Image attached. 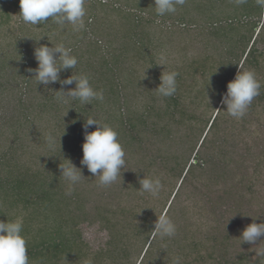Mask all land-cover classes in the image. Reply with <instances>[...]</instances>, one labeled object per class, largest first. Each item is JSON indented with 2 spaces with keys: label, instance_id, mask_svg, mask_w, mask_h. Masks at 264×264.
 I'll use <instances>...</instances> for the list:
<instances>
[{
  "label": "trees",
  "instance_id": "16d2710c",
  "mask_svg": "<svg viewBox=\"0 0 264 264\" xmlns=\"http://www.w3.org/2000/svg\"><path fill=\"white\" fill-rule=\"evenodd\" d=\"M190 1L191 8L186 4L178 7L177 16L158 17L152 7L154 0H125L122 4L119 0H87L86 19L97 18L96 2L108 10L100 19L114 11L125 21L114 31L123 38L117 56L102 48L99 55L91 50L84 61L85 67L96 69L97 76L90 77V83L103 92V101L59 103L53 98L56 94L43 91L35 107L23 105L16 127L10 128V142L0 143V221L23 218L22 234L31 264H173L176 257L181 258L180 264H264V258L259 261L255 251L246 248L247 243L239 247L242 230L253 222H264V9L256 0L240 6L234 0ZM11 5L0 0L1 30L10 21ZM157 19L162 23L172 19L170 24L175 27H192L194 36H204L198 56L188 59L184 54L182 63L169 70L178 73L172 97H161L155 91L160 68L150 75L135 74L144 64L156 65L159 41L141 26L158 25ZM46 23L54 37L58 26L51 19L33 26L39 31L32 30L31 37L43 36ZM79 32L83 38L84 31ZM88 44L96 50L100 46L91 38ZM220 45L224 56L217 52ZM6 48L0 47L3 52ZM17 55L22 59L18 78L28 86L34 78L29 72L33 65L22 49ZM9 59H0L1 71ZM248 69L255 71L262 87L246 115L236 120L225 112L221 100L228 82L239 70ZM135 81L145 97L141 100L142 93H136L134 97L140 101H135L131 111L123 90L125 84ZM17 101L22 106L21 99ZM51 106L59 113L54 115ZM44 116L52 124L46 125L50 134L55 129L59 134L51 148L39 140L46 154L40 163L39 157L25 152L15 132L20 120L30 123ZM86 117L111 125L126 153L122 177L110 187L100 186L98 177L80 163ZM64 159L80 168L85 177L70 195L67 181L60 176L59 164L67 163ZM144 174L159 176L162 185L168 183L163 202L139 191ZM187 185L193 187L192 193L202 194L203 203L188 196L180 204L181 190ZM154 204L161 208L156 210ZM162 214L176 225L173 237L161 238L152 232ZM85 222L97 223L107 231L104 246L89 247L80 228ZM256 247H264V241Z\"/></svg>",
  "mask_w": 264,
  "mask_h": 264
},
{
  "label": "clouds",
  "instance_id": "9594fccd",
  "mask_svg": "<svg viewBox=\"0 0 264 264\" xmlns=\"http://www.w3.org/2000/svg\"><path fill=\"white\" fill-rule=\"evenodd\" d=\"M248 0H234L237 6L246 4ZM20 17L33 26L41 25L51 19L59 28L64 30L66 25H71L73 31L84 30L87 9L86 0H19ZM186 0H154L155 14L158 17L174 14L178 7H182ZM256 4L264 9V0H256ZM41 39V38H40ZM39 39V40H40ZM36 40V41H39ZM52 44V43H51ZM34 58L38 66L29 69L34 73L37 85L48 86L59 82L61 90L56 91L55 99L59 103H66L69 99L79 101L82 105H91L92 101H103L102 91H97L90 83L86 74L72 75L61 79L60 73L64 70L75 69L78 58L71 53V49L63 44L52 47L40 45L34 49ZM163 65V64H161ZM176 71H163L160 76V84L155 91L161 97H172L177 91ZM75 84L74 88L64 90V86ZM262 85L254 70H239L235 78L228 82L227 92L223 94L221 103L226 106L225 112L232 118L242 119L255 97L260 95ZM97 125L94 131L88 129ZM84 128V142L82 144L83 157L81 165L95 177L102 187H110L122 177V171L126 166V153L118 139L117 131L107 123H101L94 117H86ZM49 147L55 144V138L49 135L46 138ZM61 146V143H60ZM67 163H60L61 175L67 181L68 194L74 190L85 177L81 169L76 167L69 159ZM141 193H148L153 198H159L162 190V182L159 176L151 175L139 179ZM23 218L16 217L7 222L0 221V264H31L27 249V240L23 233ZM154 235L161 238L173 237L176 234V225L165 214L157 217L152 230ZM241 245L244 243L256 246L264 241V222H253L247 225L239 237ZM255 258L259 261L264 258V247H255ZM180 257L173 260V264H180ZM87 264H91L88 261Z\"/></svg>",
  "mask_w": 264,
  "mask_h": 264
},
{
  "label": "rangeland",
  "instance_id": "374dc122",
  "mask_svg": "<svg viewBox=\"0 0 264 264\" xmlns=\"http://www.w3.org/2000/svg\"><path fill=\"white\" fill-rule=\"evenodd\" d=\"M104 1L107 2V0ZM122 1L125 0H119V3ZM189 1L190 0H188V2ZM12 2L17 3L13 4ZM188 2L186 0L185 7L191 8ZM7 4H12L10 7L11 18L9 23L7 25H4L2 30L0 29V47H7V51L3 52V50L0 49V59H3L5 56H9L10 59L3 65L4 69L2 71L0 70V132L2 131L0 143L5 142L8 144L13 138L10 128L13 127L14 124L16 127V121L20 119L17 116H20L19 113L21 112V110L24 107H35L36 102L40 100L39 98H42L41 96L43 91L46 92L47 95L51 92L56 94V91L61 90V87H58V83L50 84L48 86H45L43 84L37 85L35 77L31 79V82L28 84V86H26V84L24 83H21L20 78H18V70L21 67L22 60L20 59L19 55H17L19 49H22L27 54L26 57L29 56L31 61L30 64L33 65V68L35 69L38 66L37 61L34 58V49L36 47H39L40 45H47L49 47H52V44H63L65 47L70 48L71 53L78 58V64L73 70L68 69L62 71V73L60 74L61 79L63 80L71 76L72 71L74 75L83 73L86 74L89 78H94L97 76L96 69H94L93 67H91L90 69L88 68V66L85 67L84 61L89 58L91 50L96 51V54L99 55L103 51L102 48L107 49L108 52H113L114 55L117 56L118 52L123 46V38L121 33L115 34L114 31L116 25H120L125 21L122 19V17H120V15H117L114 11L111 12L110 10L109 12L111 13L109 14V16H107V19H100L104 18V12H107L108 10L105 8L102 9L101 6L95 2L93 9H96L95 14L97 15V18L91 17L86 19L85 16L84 19L86 27L83 30V38H81L82 34L80 32L73 31L71 25H66L64 28L65 31L63 33V30H58L59 28L56 29L54 31L56 33L53 37L50 35V33H48V30H50L49 23H46V31L44 35L40 36V33L37 35L35 33L36 31L38 33L39 29L33 30V25L25 23L20 17L19 12L21 10L19 0H11V2L7 0ZM188 13H190V15L192 16L196 15V13H194L193 11H189ZM172 16H177V14H174ZM171 20L172 19H168L162 23L160 22V20L157 19L156 23H159L158 25L145 23L143 24V26H141L142 30L147 32L154 40L159 41V46L155 48L156 55L154 59L156 65L152 64L148 66L144 64V67L138 69V72L135 74L150 75V73L153 74V72L157 71V69L159 68L161 74L163 71L169 72V70H174L176 65L178 66L182 63L180 62V58L183 57L184 54H187L188 59H192L193 57L199 55V53L201 52L199 45L204 41V36H194L196 31L193 30L192 27H186V29H179L178 26L175 27L174 25L170 24ZM258 26L259 25H257V27L254 29V34L258 30ZM32 30L35 31L33 32L36 35L35 38L31 37ZM90 38L92 41H97V43L99 42L100 46L97 50L96 46L89 47L88 41H90ZM210 43L216 44L214 41ZM177 44L179 47L177 46ZM176 46L178 48H175ZM183 46H186L187 48H185L184 50H180V48H182ZM210 47L212 48V45ZM261 47L262 45L258 44V48L261 49ZM217 52L218 54L219 52H221V56L224 54L222 45H220V51L217 50ZM144 79H146V81L150 80V78L147 76L144 77ZM136 84V81L133 83L125 84V88L123 90L125 94V104L126 106H129V109L131 111L133 110L132 106L135 104V101H140L139 99H137V97L134 96H137L136 93H142L139 92V89ZM74 87L75 84L70 86H64V90L67 91L68 88ZM143 95L144 92L140 95L141 100L145 97V95ZM53 98L55 99V97ZM18 99H21L22 106L20 102L18 103ZM24 104L25 106L23 107ZM50 109L54 115L59 113V111L54 110V106H51ZM60 111H65V109L62 108V110ZM20 121L21 122L17 124V131L15 132L17 133V138L22 141L21 143L23 144V147L26 150L24 151H29L33 153V155L39 157L40 163H42L45 160L44 158L46 157V154L44 149H42L43 146L41 143H39V140L46 142V138L49 135L56 138L57 136L55 135H58L59 131L55 129V134H50V127H46V125H52L50 123L49 116L38 117L35 120H31L30 123H24L23 119ZM173 144L174 143L170 142L171 146ZM78 157L80 160H82L83 156L81 152L78 154ZM191 161L193 163L196 162V160L193 159H191ZM191 185H187L186 187L184 186V188H182L180 195L181 197L179 201L180 204L183 203L186 200V197L188 196H192L193 200H197L200 203H203V201L205 200L201 193H192L193 187ZM200 190L205 191L206 189L200 187ZM168 191V183L166 182L163 184L162 190L159 195V199H161V202H163L162 199L166 198ZM157 199L158 198H155V202ZM169 199L170 198L168 197L167 204ZM155 207H157L156 210L158 208H161L159 204H156ZM155 212L157 213L158 211ZM204 219L205 218L203 217L202 221ZM80 228L83 239L89 244V247L92 250L104 246V243L108 238V234L107 231L99 228V225L97 223L90 224L85 222L81 224ZM236 244L238 245V243ZM255 247V244H248L246 248L254 250Z\"/></svg>",
  "mask_w": 264,
  "mask_h": 264
}]
</instances>
